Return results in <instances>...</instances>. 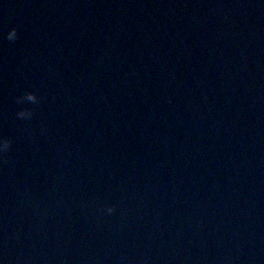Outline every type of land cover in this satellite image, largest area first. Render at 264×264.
<instances>
[{
    "label": "water",
    "instance_id": "95a60500",
    "mask_svg": "<svg viewBox=\"0 0 264 264\" xmlns=\"http://www.w3.org/2000/svg\"><path fill=\"white\" fill-rule=\"evenodd\" d=\"M0 138V264H264V0H0Z\"/></svg>",
    "mask_w": 264,
    "mask_h": 264
},
{
    "label": "clouds",
    "instance_id": "9594fccd",
    "mask_svg": "<svg viewBox=\"0 0 264 264\" xmlns=\"http://www.w3.org/2000/svg\"><path fill=\"white\" fill-rule=\"evenodd\" d=\"M16 37H17L16 29L13 28L8 33L7 38L8 39H15ZM28 98L34 100L36 97L34 94H29ZM18 115L22 118L28 119L31 117L32 113L30 110H24V111L19 112ZM9 146H10V141L8 139L0 138V153L7 151ZM106 211L108 213H112L114 211V209H113V207H107Z\"/></svg>",
    "mask_w": 264,
    "mask_h": 264
}]
</instances>
